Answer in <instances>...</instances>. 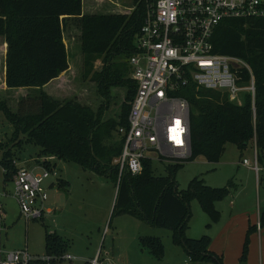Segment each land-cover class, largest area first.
Segmentation results:
<instances>
[{
    "label": "trees",
    "instance_id": "1",
    "mask_svg": "<svg viewBox=\"0 0 264 264\" xmlns=\"http://www.w3.org/2000/svg\"><path fill=\"white\" fill-rule=\"evenodd\" d=\"M81 9V0H0V36L7 44L5 84L8 88H39L36 94L20 99L30 110L13 111L5 101H0V111L13 127L10 138L13 144L9 146L0 141L4 184L12 180L17 170L13 165L17 158L14 148L33 143L39 146L37 157L54 156L56 160L72 161L111 181L117 187L113 212L118 208L120 213H129L170 230L172 241L183 247L192 262L223 264L221 256L209 250L211 238L207 234L190 238L185 231L192 200L199 203L212 221H217L220 212L215 202L229 189L207 186L200 176L190 179L184 189H178L176 173L185 162L196 157L218 162L227 143L241 151L252 140L256 161L264 164V17L226 18L217 24L213 33L215 53L238 57L250 67L255 88L253 101L251 94L245 92L242 103L236 104L220 91L190 82L177 94L189 102L191 156L182 162L168 163L164 175H156L152 162L145 160L139 174L123 170L118 178L113 159L120 154L124 138L117 129L127 126L130 101L136 88L134 81L125 75L129 72L127 63L126 68L112 61L119 55L126 60L134 52L145 8L139 4L129 14H82ZM67 21L81 30L84 63L91 66L94 59L104 58L101 70L93 71L97 90L105 100L96 110L73 99H55L40 90L69 66L62 40V27ZM249 78V72L244 69L240 81L246 82ZM112 86L126 88L124 100L117 118H103ZM31 100L34 106L33 102L29 105ZM64 184L59 179L58 187ZM263 217L264 210H261V223ZM255 230V225H249L239 264H247L249 235ZM139 242L153 254L162 255L159 237L141 235ZM44 245L46 255L59 259L56 264H72L61 258L67 251V242L46 225Z\"/></svg>",
    "mask_w": 264,
    "mask_h": 264
},
{
    "label": "rangeland",
    "instance_id": "2",
    "mask_svg": "<svg viewBox=\"0 0 264 264\" xmlns=\"http://www.w3.org/2000/svg\"><path fill=\"white\" fill-rule=\"evenodd\" d=\"M81 0L82 13L90 12H114V14H129L137 5L143 4L140 0ZM117 12V13H116ZM75 48L70 50L68 59L71 70L67 73L65 84L59 100L73 99L83 105L96 110L104 102L97 90L93 71L101 70L103 56L93 60V65L84 63V55L79 48V31L72 30ZM81 44V43H80ZM112 62H118L121 66L126 65L125 57L115 56ZM129 77V72L125 74ZM110 88V98L107 107L103 110V118H117L120 114V106L124 100V89L120 86ZM10 88L7 93H0V101L13 111L16 109L26 111V103L20 99L28 94H36L37 89ZM126 92V91H125ZM34 106V101L29 105ZM36 105V102H35ZM32 106V107H33ZM34 109V108H33ZM12 125L6 120L0 111V141L11 146L10 141ZM14 151L19 159L33 164L37 157L39 146L33 143H24ZM2 150H0V157ZM255 143L252 140L243 150H239L234 144L227 143L218 162H210L203 157H196L185 162L176 173L178 189H184L189 180L200 176L205 185L210 187H225L229 192L219 201L218 207L222 209L217 221H212L203 212L196 200L190 202L191 216L187 223L185 234L190 238H199L203 232L211 238V248L221 254L223 264H239L237 261L241 244H243L244 232L239 236V218L244 217L254 223L257 221L259 208L264 210V172H256L252 166L256 161ZM247 160L248 164L240 163ZM59 179L65 181L63 187H57L55 178L50 175L44 180L47 199L45 207L52 209L51 213L43 218L29 219L26 221L20 214L15 199L12 197L13 184L11 181L4 184L3 173L0 166V202L3 204L4 227L0 231V249L3 251L26 249L33 256L45 254L44 225L49 231H55L67 242V251L73 256L72 264H85L92 259L98 258L103 264H214L196 263L190 261L183 247L172 241L171 231L159 228L150 223L139 220L129 213H120L114 208L117 187L106 178L96 175L89 169L83 168L72 161L55 160ZM167 162H152V168L156 175L166 173ZM259 168L264 164L257 163ZM40 172V168H34ZM54 186H50L51 183ZM59 182V180H58ZM229 184V185H228ZM6 192V194L4 193ZM235 202L234 208L229 206L230 201ZM216 207V206H215ZM233 208L230 213L229 210ZM230 213V214H229ZM254 219V220H253ZM251 223V222H249ZM235 232L229 242L226 235ZM202 233V234H201ZM255 234V235H253ZM159 237L163 247L161 256H157L142 246L139 236ZM237 247L230 244H236ZM245 237V236H244ZM253 238L256 240L255 246ZM264 217L262 230L253 231L249 235L247 249V264H264ZM229 246L233 247L228 248ZM238 262V263H237Z\"/></svg>",
    "mask_w": 264,
    "mask_h": 264
},
{
    "label": "built area",
    "instance_id": "3",
    "mask_svg": "<svg viewBox=\"0 0 264 264\" xmlns=\"http://www.w3.org/2000/svg\"><path fill=\"white\" fill-rule=\"evenodd\" d=\"M145 16L135 39V50L128 57L135 94L130 101L127 126L117 132L124 138L120 154L113 159L118 178L123 170L139 174L145 160L182 162L191 156L189 102L177 92L190 82L197 87L220 91L233 103L241 104L242 93L254 98V77L242 59L213 51V33L226 18H262L264 0H140ZM244 69L250 78L241 82ZM54 156L35 159L32 167L19 165L12 176V196L20 214L29 219L43 218L52 209L44 180L59 174ZM52 165L47 167L45 164ZM242 163L248 164L247 160ZM34 168H40L35 172ZM253 168L258 172L256 162ZM55 183L52 182V186ZM3 204L0 202V230ZM261 228L260 221L256 229ZM71 261L73 256L62 257ZM58 258L44 254L33 256L26 249L3 251L0 264H56ZM90 264H101L98 258Z\"/></svg>",
    "mask_w": 264,
    "mask_h": 264
},
{
    "label": "crops",
    "instance_id": "4",
    "mask_svg": "<svg viewBox=\"0 0 264 264\" xmlns=\"http://www.w3.org/2000/svg\"><path fill=\"white\" fill-rule=\"evenodd\" d=\"M102 0H97L96 2L99 4V3H102L101 2ZM117 13V12H116ZM82 14H114V12H110V13H108V12H102V13H100V12H90V13H82ZM62 17H64V16H61V18ZM72 30H78L79 31V35H78V41H79V48H80V53H81V41H80V35H81V30H80V28L77 26V25H75L73 22H71V21H67V23L62 27V40H63V43H64V46H65V49H66V51H67V55H68V59H69V57H70V50L72 51V48L74 49L75 48V45L77 44H74V42H72V44L73 45H70V48H69V42H71V40H70V38L71 39H73L74 37H73V33H72ZM6 51H7V44H6V42H5V39L2 37V36H0V93H2V92H5V93H7L9 90H11L10 88H8L7 86H6V84H5V57H6ZM126 63H127V65H128V70H129V77H130V72H131V68H130V65H129V63H128V59H126ZM68 64H69V66H68V68L66 69V70H64V71H62L57 77H54L53 79H51L50 81H48L47 83H45L41 88H40V90H42L43 92H45L46 94H48V95H50V96H52L53 98H55V99H58L59 100V98H61V97H59L61 94H62V92H63V89H64V80H65V78H66V75H67V73L71 70V66H70V63H69V61H68ZM131 78V77H130ZM121 87V86H120ZM21 88H26V87H21ZM20 88V89H21ZM124 90V94H125V91H126V88L125 87H122ZM18 89V88H17ZM31 89V88H30ZM32 89H37V88H32ZM113 89H115V87H111V90H113ZM38 91H39V88L37 89ZM242 103V102H241ZM256 159V158H255ZM16 160H19L18 158H16ZM56 160V159H55ZM55 160H53V162L55 163ZM242 161L243 160H241V162L240 163H242ZM21 162L22 163H20L19 162V165H24V166H26V167H32L33 165H34V163L33 164H30V162H26V161H22L21 160ZM167 163H170V162H167ZM56 164V163H55ZM257 164V163H256ZM252 168H253V166H252ZM253 170H254V168H253ZM260 170H262L263 172H264V167H261V168H259V170L258 171H260ZM255 171V170H254ZM11 182H12V180H11ZM52 184V183H51ZM50 184V186H52ZM56 185H57V187H58V182L56 183ZM54 186V185H53ZM4 193L6 194V192L4 191ZM13 197V196H12ZM234 205H235V202L233 201V200H231L230 201V203H229V206L230 207H233L234 208ZM215 206H216V209L219 211V212H221L222 211V209L220 208V207H218V205H217V203L215 204ZM233 208H231L230 210H229V212L231 213L232 212V210H233ZM260 211H261V208H259L258 209V211H257V214H258V218H257V220H259L260 221V219H259V217H260ZM229 213V214H230ZM240 220H239V222H240V228H239V230H238V232H237V236H239V234H240V232L241 231H243L244 232V236H246V232H247V229H248V227H249V225H255V227H256V222L254 223L253 221H250L249 219H247V220H245V218L242 216V217H240L239 218ZM254 220V219H253ZM249 222H251V223H249ZM2 224H3V227L5 226L4 225V218H3V216H2ZM260 225H261V230H262V223H261V221H260ZM260 229L259 230H257L258 232H260ZM1 231V230H0ZM235 232H232V233H230V235L229 234H227L226 235V233H225V238L230 242L231 241V236H232V234H234ZM202 234V233H201ZM203 234H204V232H203ZM202 234V235H203ZM253 235H255V234H253ZM243 236V239L245 240V237ZM140 237V236H139ZM240 239H239V241H237V237H236V239H235V243L236 244H230V245H233L234 247H237L238 245H237V242H238V244H240ZM253 241H254V246H255V242H256V240L253 238ZM244 242V241H243ZM211 243V242H210ZM261 244H262V241H261ZM263 244H264V242H263ZM263 244H262V246H263ZM242 246H243V244H241V248H240V252L238 253V256H237V261H238V259H239V256H240V254H241V250H242ZM228 248H232L233 249V247H231V246H229ZM209 250L210 251H212V252H216L217 253V251H215V249H212L211 248V245L209 246ZM69 254V253H68ZM71 255V254H70ZM218 255H221V254H218ZM91 261V260H90ZM90 261L88 262L89 264H90ZM238 263V262H237ZM246 263H247V260H246ZM103 264V263H102Z\"/></svg>",
    "mask_w": 264,
    "mask_h": 264
}]
</instances>
